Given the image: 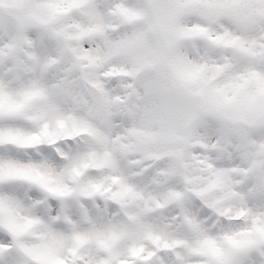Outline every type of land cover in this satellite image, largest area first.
Returning <instances> with one entry per match:
<instances>
[{
	"label": "clouds",
	"instance_id": "9594fccd",
	"mask_svg": "<svg viewBox=\"0 0 264 264\" xmlns=\"http://www.w3.org/2000/svg\"><path fill=\"white\" fill-rule=\"evenodd\" d=\"M0 264H264V0H0Z\"/></svg>",
	"mask_w": 264,
	"mask_h": 264
}]
</instances>
